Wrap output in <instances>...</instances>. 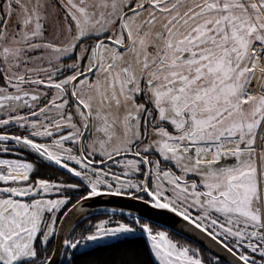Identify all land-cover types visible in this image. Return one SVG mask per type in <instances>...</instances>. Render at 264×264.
Returning <instances> with one entry per match:
<instances>
[{"label": "snow or ice", "instance_id": "1", "mask_svg": "<svg viewBox=\"0 0 264 264\" xmlns=\"http://www.w3.org/2000/svg\"><path fill=\"white\" fill-rule=\"evenodd\" d=\"M118 237L78 264H264V0H0V264Z\"/></svg>", "mask_w": 264, "mask_h": 264}, {"label": "water", "instance_id": "2", "mask_svg": "<svg viewBox=\"0 0 264 264\" xmlns=\"http://www.w3.org/2000/svg\"><path fill=\"white\" fill-rule=\"evenodd\" d=\"M92 201L93 202L90 204H85L84 207L90 209L93 212L102 211L104 208H120L126 206H130L134 212L142 211L139 205H130L129 202L120 197H99L92 198ZM172 215L173 214L167 213L165 211H157L153 213V218L158 224L169 226L172 223ZM112 241L113 240H100L98 241V244H108ZM84 250L86 249H80V251Z\"/></svg>", "mask_w": 264, "mask_h": 264}, {"label": "trees", "instance_id": "3", "mask_svg": "<svg viewBox=\"0 0 264 264\" xmlns=\"http://www.w3.org/2000/svg\"><path fill=\"white\" fill-rule=\"evenodd\" d=\"M97 245H99V247H97ZM128 246L142 247V240H113L108 244H95L92 246L95 249L94 251H89L87 249L84 251L78 250L80 253H82V255L76 256L74 264H78V262L85 260L109 259L115 254L116 250Z\"/></svg>", "mask_w": 264, "mask_h": 264}, {"label": "flooded vegetation", "instance_id": "4", "mask_svg": "<svg viewBox=\"0 0 264 264\" xmlns=\"http://www.w3.org/2000/svg\"><path fill=\"white\" fill-rule=\"evenodd\" d=\"M94 213H96V212H94ZM90 218H91V217H90ZM104 240H122V238H119V237H118V238H116V239H110V238H109V239H104ZM94 244H98V241L95 242ZM79 250H80V249H79Z\"/></svg>", "mask_w": 264, "mask_h": 264}]
</instances>
